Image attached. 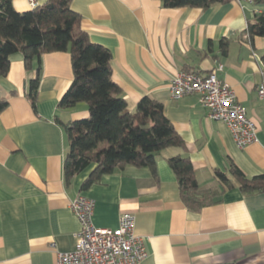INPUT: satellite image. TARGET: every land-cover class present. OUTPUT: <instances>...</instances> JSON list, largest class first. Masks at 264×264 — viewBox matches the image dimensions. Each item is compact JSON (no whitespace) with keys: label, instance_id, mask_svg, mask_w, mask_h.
I'll use <instances>...</instances> for the list:
<instances>
[{"label":"crops","instance_id":"crops-1","mask_svg":"<svg viewBox=\"0 0 264 264\" xmlns=\"http://www.w3.org/2000/svg\"><path fill=\"white\" fill-rule=\"evenodd\" d=\"M36 7L48 0H35ZM18 12L33 9L13 0ZM35 7V8H36ZM81 27L92 43L112 54L113 80L130 111L145 96L164 106L166 117L185 142L157 157L156 173L127 165L82 190L93 168L68 186L64 162L68 140L64 125L89 117L86 103L60 109L73 80L66 52L42 57L36 109L28 98L35 69L21 53L11 57L0 78V264H57L58 252H72L80 223L71 210L83 195L95 202L93 224L116 229L122 213L136 217L135 233L146 240L141 264H264V192L245 194L231 175H264V38L250 42L246 29L264 5L233 0L208 9L165 8L159 0H72ZM257 127V141L237 146L229 127L208 117L197 95L173 99L170 82L181 71L208 75L217 66ZM189 157L202 192H220L219 202L199 212L182 202L168 159ZM234 184L225 188L216 177Z\"/></svg>","mask_w":264,"mask_h":264},{"label":"trees","instance_id":"trees-1","mask_svg":"<svg viewBox=\"0 0 264 264\" xmlns=\"http://www.w3.org/2000/svg\"><path fill=\"white\" fill-rule=\"evenodd\" d=\"M165 8L208 9L233 0H159ZM264 5V0H252ZM72 0H48L30 11L18 12L13 0H0V78L7 75L11 57L21 53L25 67L35 69L29 83L28 98L36 109L45 54L66 52L71 56L74 80L59 101L60 109L86 103L89 117L64 125L68 152L64 162L65 182L92 169L81 189L86 190L127 165L148 167L156 173L157 157L169 148H183L185 142L165 115L163 104L151 96L143 97L134 112L128 108L122 88L113 80L112 54L91 42L81 27V16L71 7ZM250 42L264 38V12L246 29ZM9 103L0 99V113ZM107 143L104 149L99 145ZM174 172L182 202L199 212L219 202L220 192H202L189 157L168 159ZM231 175L245 194L264 192V175L246 176L232 165ZM216 177L225 188L233 182L223 173Z\"/></svg>","mask_w":264,"mask_h":264},{"label":"built area","instance_id":"built-area-1","mask_svg":"<svg viewBox=\"0 0 264 264\" xmlns=\"http://www.w3.org/2000/svg\"><path fill=\"white\" fill-rule=\"evenodd\" d=\"M28 1L36 7L35 0ZM222 70L223 66L219 65L206 76L181 71L170 82V95L173 99L197 95L208 117L225 123L237 146L244 149L257 141V127L246 108L238 102L233 89L218 78V72ZM262 74L264 76V71ZM258 95L264 102V78L258 86ZM71 210L81 229L75 250L58 252L57 264H141L147 257L146 240L135 233L134 214L122 213L118 228L106 229L93 224L95 202L92 199L77 196L71 203Z\"/></svg>","mask_w":264,"mask_h":264},{"label":"rangeland","instance_id":"rangeland-1","mask_svg":"<svg viewBox=\"0 0 264 264\" xmlns=\"http://www.w3.org/2000/svg\"><path fill=\"white\" fill-rule=\"evenodd\" d=\"M107 146L106 142H103L99 145V149H104Z\"/></svg>","mask_w":264,"mask_h":264}]
</instances>
